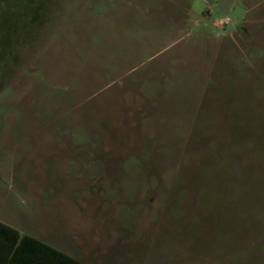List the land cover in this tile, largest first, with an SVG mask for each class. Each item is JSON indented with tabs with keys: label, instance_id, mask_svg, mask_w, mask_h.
I'll return each instance as SVG.
<instances>
[{
	"label": "rangeland",
	"instance_id": "obj_1",
	"mask_svg": "<svg viewBox=\"0 0 264 264\" xmlns=\"http://www.w3.org/2000/svg\"><path fill=\"white\" fill-rule=\"evenodd\" d=\"M25 218L89 264H264V0H0Z\"/></svg>",
	"mask_w": 264,
	"mask_h": 264
},
{
	"label": "trees",
	"instance_id": "obj_2",
	"mask_svg": "<svg viewBox=\"0 0 264 264\" xmlns=\"http://www.w3.org/2000/svg\"><path fill=\"white\" fill-rule=\"evenodd\" d=\"M0 264H85L0 221Z\"/></svg>",
	"mask_w": 264,
	"mask_h": 264
},
{
	"label": "crops",
	"instance_id": "obj_3",
	"mask_svg": "<svg viewBox=\"0 0 264 264\" xmlns=\"http://www.w3.org/2000/svg\"><path fill=\"white\" fill-rule=\"evenodd\" d=\"M38 220H40V218L35 221V223H36L35 226L32 223L33 221H31L30 219L26 220V218L21 220V221H19L17 225L11 224V223H7V222H3V221H1V222L5 223V224H7V225H9L11 227L16 228L17 230L20 231L21 234L30 235V236H32L34 238H37L40 241H42V242L54 247L55 249L60 250V251H62L64 253L68 254L69 256L75 258L76 260L81 261V262H83L85 264H89L83 258H81L79 256V254L75 253L74 251L72 253V252H67V251L62 250L61 248H59L60 246H62L63 244L66 243L67 245H70L72 247V249H74L75 245H74L73 242H71L69 240H66V239H63V238L59 241L57 239V236L53 232H51L49 234L48 233H46V234L44 233L45 235L38 234L37 231L42 230L41 229L42 226H39V221ZM74 250H76V249H74ZM77 251H81V250L78 249Z\"/></svg>",
	"mask_w": 264,
	"mask_h": 264
}]
</instances>
